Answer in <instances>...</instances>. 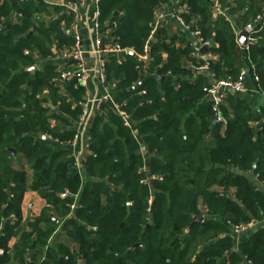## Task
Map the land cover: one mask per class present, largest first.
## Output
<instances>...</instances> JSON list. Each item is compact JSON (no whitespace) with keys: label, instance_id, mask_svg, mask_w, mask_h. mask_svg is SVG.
Wrapping results in <instances>:
<instances>
[{"label":"trees","instance_id":"trees-1","mask_svg":"<svg viewBox=\"0 0 264 264\" xmlns=\"http://www.w3.org/2000/svg\"><path fill=\"white\" fill-rule=\"evenodd\" d=\"M160 3H97L100 31L114 23L113 44L134 52L121 64L111 60L105 75L110 91L119 92L115 103L130 114L145 145L146 169L130 130L103 103L104 116L96 115L89 131L91 154L79 172L71 151L49 138H73L84 91L74 81L56 85L55 67L38 66L33 56L50 57L53 42L61 50L70 47L60 24L71 18L42 0H14L22 20L13 23L9 3L0 2V264H224L226 253L229 264H264V226L235 251L226 225L264 218V123L253 129L259 115L230 96L231 114L222 107L225 123H214L204 101L206 79H192L183 61L197 62L191 48L157 38L143 77L135 55L150 39ZM180 4L186 6L184 22L194 21V30L212 43L209 71L216 80H235L245 69L264 91V26L254 30L246 49L236 38L237 28L264 14V0H220L226 13L214 12L211 0ZM234 15L236 24L229 19ZM26 192L46 205L25 224L28 231L21 228ZM195 217L204 222L190 228ZM13 237L16 248L10 249Z\"/></svg>","mask_w":264,"mask_h":264},{"label":"built area","instance_id":"built-area-1","mask_svg":"<svg viewBox=\"0 0 264 264\" xmlns=\"http://www.w3.org/2000/svg\"><path fill=\"white\" fill-rule=\"evenodd\" d=\"M24 3H28L31 0H19ZM45 4H49L47 0H42ZM63 1V8L66 10V14L72 16L73 11H75L78 7H84L87 5L88 0H62ZM99 0H93V2L96 5V20L93 23V29L95 32V38L92 43V47L94 50V53L96 55H101L102 53V37L100 35V23H99V11L97 7V3ZM214 4H217L218 0H213ZM163 16L157 11L154 15V21L152 24H150V27L152 28V31L150 33V39L148 43L144 46L142 53L136 54V59L138 62L137 69L139 71H145L149 64L152 61V58L149 56V49H150V42L153 37V34L155 32L156 25L159 20H162ZM22 20V14L16 13L15 18L13 19V23H21ZM176 21L181 26H183L186 30H192V34L197 38V44L192 47V51L190 53L191 57L194 59H202L203 62L201 64L200 69H209V54H200V50L202 48L209 49L212 47V43L209 40H204L201 38L199 31L194 30L191 26V24H187L184 22L183 18L180 15L176 16ZM115 24L112 23L111 26H107L108 29L111 31V39L114 37L113 35V29L115 28ZM257 26H264V14L257 16L254 21L247 24L243 29H250L251 33L255 30L254 27ZM192 28V29H191ZM61 31L66 32L69 37H71V45L70 47H66L61 50V55L63 57H68L70 62L72 63V66L61 70L58 74V79L60 81H74L75 84L84 89L85 93V99L78 103V106L81 109L80 116L78 118V121L76 122V128L74 129V136L70 141H67L65 143L59 142L57 140H53L49 138V140L55 142L57 145H59L62 148H67L71 151V155L73 158L74 166L81 172V170L84 167L85 157L88 155L87 152L89 150L90 145V136L89 131L92 126L93 119L95 117L96 112H98L101 109V106L103 103L110 102L111 104V110L115 113V115L118 117V119L121 121L122 125L126 127L128 130H130L131 135L137 139V134L134 126V122L131 119L130 114L126 113L121 106L117 105L114 100L111 99L110 95V89L106 82V75H105V66H106V60L98 57L97 65L90 68L85 63V51L83 47V37L82 33L80 31L79 25L76 21H71L70 23L63 24L61 26ZM250 33V35H251ZM249 35V36H250ZM248 36V43L252 41L251 37ZM237 37V32H236ZM246 49V48H245ZM104 51L113 54L114 56H118L117 63L121 64L123 62V57L125 54H127V50L131 51L132 54L134 52L132 49H121L118 45L113 44L109 42L107 45H105ZM247 75V71L243 69L240 74L238 75L237 79H223V80H217L213 83L208 84L204 87L203 92L205 93V97L207 101L211 104V110L214 115V123H225L222 115H221V109L224 107V101L226 97V93L228 91L232 93H242L244 92V79ZM92 80H96L98 84L101 87L102 94L99 97L94 98H86L87 91L85 90L87 88L88 83H90ZM254 81L257 82V78H254ZM258 90V89H257ZM259 91V90H258ZM260 92V91H259ZM264 96V91L260 92ZM146 169V164L142 168V171ZM155 177H152L150 180H154ZM254 179L257 180V176H254ZM148 178L143 180L142 182L147 183ZM260 187L264 188V182L259 181ZM65 194H68L67 192ZM76 197V196H75ZM151 203V201H150ZM127 205H130L128 203ZM78 207L76 201L73 202L70 206V213H72L76 208ZM230 236H238L240 234L246 233L248 230H250L254 226H264V218L261 221H251L246 224H231L230 222L226 223ZM93 231L96 230L95 227L92 228ZM0 255H2V250H0Z\"/></svg>","mask_w":264,"mask_h":264},{"label":"crops","instance_id":"crops-1","mask_svg":"<svg viewBox=\"0 0 264 264\" xmlns=\"http://www.w3.org/2000/svg\"><path fill=\"white\" fill-rule=\"evenodd\" d=\"M4 1L9 3L10 5V15L8 16L7 19L10 21H13V19L15 18V14H16L15 9L12 7L14 0H0V2H4ZM47 1L49 3L47 5L61 7L62 11L59 14V16L64 14L68 16L69 18H71V21H76L78 23L80 31L82 33V37H83V47L85 51V63L88 67L92 68L96 66L98 62V57H101L106 60V66L113 59L117 61L118 56H114L113 54H110L103 50L105 45H107L109 42L112 43V39H111L112 34L109 29H106L105 31H100V35L103 39L101 55L98 56L94 53L92 43L95 38L93 23L96 20V5L93 2V0H88L87 5L84 7L76 8L75 11H73L72 16L66 14V10L63 8L62 0H47ZM211 1L214 6V12L226 13L220 4V0L217 1L216 5L214 4L213 0ZM158 12L163 16V19L158 21L156 28H155V32L151 39V42H154L157 38H160L166 45L173 43L175 48H181V49L182 48L192 49V47L197 44V38L192 34V30H186L183 26H181L176 21L177 15H181L182 13L186 12V6L184 4H180V0H161ZM229 19L232 21L233 24H236L235 19H237V15H234L233 17H230ZM190 23H191L192 28L194 29V26H195L194 21H190ZM63 24L65 23L61 22L60 25L62 26ZM243 28H240V29H243ZM249 37H251V35ZM66 47L67 46H63L62 49ZM60 52H61V49H58L56 47V43L53 42V44L51 45V56L50 57L42 58L38 53H34L33 56L35 58L36 65L54 66L55 72L59 73L61 70L67 69L72 66V63L70 62L69 58L63 57ZM205 54L206 55L209 54L210 56L209 60L215 59L214 57L211 56V54L208 51H206ZM130 55L133 56L134 54H130ZM162 60H163V63L166 61L165 54L162 55ZM124 61H125V56L123 57V62ZM183 61L184 63L188 65L189 68H191L192 70L191 78L192 79L198 76H201L206 79L207 84L217 81L214 75L209 71V69H200L201 64L203 62L202 59H199V60L196 59L197 61L196 63L187 61L185 59ZM106 66H105V69H106ZM148 68L145 70V73L143 74L144 78H146L148 74L147 73ZM63 82L64 81H60L58 78H56L55 80V84L59 85L61 88H62ZM140 84L141 82H138L131 88V90L134 91ZM75 86L78 87L76 84ZM85 90L88 93L86 98L99 97L102 94L101 87L96 80H92L90 83H88L87 88ZM60 93L66 95V92H60ZM111 93H112L110 94L111 99L115 100V96L119 92L111 91ZM138 94L142 95L144 94V92L141 91ZM228 96L232 98H238L239 100L244 102L252 111L256 112L259 115L260 117L259 122L250 123V126L253 129L257 130L260 127V125L264 123V96L257 90L256 85L252 82V79L248 75H246L244 79V92L232 93L228 91L226 93V97L224 101V108H226L229 111V114H231L232 110L230 108V103L227 98ZM204 101H207L206 97H204ZM105 104L111 108L110 102L105 103ZM103 113L104 112L101 111L100 109L98 112H96L95 116L101 115L103 117L104 116ZM60 127H61V130L68 129L63 126H60ZM75 128H76V123L73 124L72 130H74ZM135 140L139 145V151L142 154L144 162H145L144 154H147L145 150V145L142 139L140 138V136H138L137 139ZM87 154L88 155L91 154L90 150H88ZM145 164L147 163L145 162ZM83 170H84V167L81 170V172H83ZM45 206H46L45 202L36 193L26 192L23 196V200L21 204V228L28 231V228L25 226V224L32 221L35 217H37L40 214V211L42 210V208H44ZM260 228L261 226H254L250 230H248L246 233L240 234L238 236H232V237L230 236L234 241V250L237 251V246L241 240L250 237L254 233V231ZM16 243H17V237H13L9 240L7 246L10 249H15ZM228 255L229 253H226L225 256L223 257L224 264H229ZM247 264H250V263L247 262Z\"/></svg>","mask_w":264,"mask_h":264},{"label":"water","instance_id":"water-1","mask_svg":"<svg viewBox=\"0 0 264 264\" xmlns=\"http://www.w3.org/2000/svg\"><path fill=\"white\" fill-rule=\"evenodd\" d=\"M256 28H257V26L254 27V29H256ZM236 32H237V37L236 38H237L238 44L240 45V47H242L243 49H245L246 46H247V41H248L247 39H248V36L251 33V30L250 29L241 30V29H238L237 28L236 29ZM206 50H207V48H205V47L202 48L200 50V54L203 55ZM126 53L127 54H132V52L129 51V50H127ZM31 70H37V67L34 66ZM41 138L44 139L43 136ZM10 152H11L12 155L14 154V151L13 150H10ZM203 222H204V218L203 217H195V218H193V221H192V223L190 225V228L193 227V226H195L196 224H202Z\"/></svg>","mask_w":264,"mask_h":264},{"label":"rangeland","instance_id":"rangeland-1","mask_svg":"<svg viewBox=\"0 0 264 264\" xmlns=\"http://www.w3.org/2000/svg\"><path fill=\"white\" fill-rule=\"evenodd\" d=\"M110 94H112L111 91H110ZM79 103H80V102H79ZM144 157H145V162L147 163V161H148V158H147L148 155H147V154H144Z\"/></svg>","mask_w":264,"mask_h":264}]
</instances>
